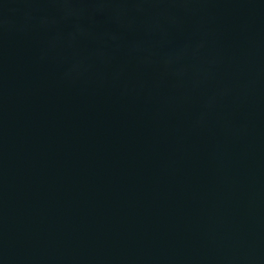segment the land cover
<instances>
[{"label":"water","instance_id":"obj_1","mask_svg":"<svg viewBox=\"0 0 264 264\" xmlns=\"http://www.w3.org/2000/svg\"><path fill=\"white\" fill-rule=\"evenodd\" d=\"M0 264H264V0H0Z\"/></svg>","mask_w":264,"mask_h":264}]
</instances>
